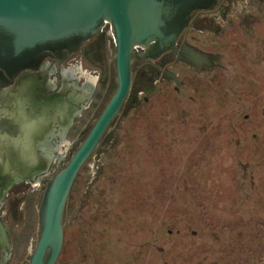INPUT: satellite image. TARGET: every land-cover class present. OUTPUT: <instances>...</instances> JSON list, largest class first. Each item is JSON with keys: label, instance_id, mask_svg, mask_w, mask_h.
I'll list each match as a JSON object with an SVG mask.
<instances>
[{"label": "rangeland", "instance_id": "1", "mask_svg": "<svg viewBox=\"0 0 264 264\" xmlns=\"http://www.w3.org/2000/svg\"><path fill=\"white\" fill-rule=\"evenodd\" d=\"M102 32L107 67L83 66L105 77V86L92 89L82 104L92 101L88 111L60 140L68 150L1 200L10 249L0 264H27L44 186L115 88L109 26ZM184 37L213 65L168 54L162 69L175 72L179 85L160 70L132 68L123 109L72 185L56 264H264V0H220L196 11ZM83 58L82 49L69 54L56 74Z\"/></svg>", "mask_w": 264, "mask_h": 264}, {"label": "water", "instance_id": "2", "mask_svg": "<svg viewBox=\"0 0 264 264\" xmlns=\"http://www.w3.org/2000/svg\"><path fill=\"white\" fill-rule=\"evenodd\" d=\"M220 0H0V90L24 70L36 71L46 58L63 62L108 25L115 88L68 161L47 180L37 206L38 237L27 264H56L64 243V215L74 180L123 109L133 84L135 61H155L169 53L177 60L210 69V57L179 43L196 11ZM162 74L182 81L165 68ZM45 111V110H44ZM56 112H54L55 114ZM2 171L0 174H7ZM27 174V173H25ZM2 177V176H1ZM2 192H0V198ZM0 260L10 249L0 217Z\"/></svg>", "mask_w": 264, "mask_h": 264}, {"label": "flooded vegetation", "instance_id": "3", "mask_svg": "<svg viewBox=\"0 0 264 264\" xmlns=\"http://www.w3.org/2000/svg\"><path fill=\"white\" fill-rule=\"evenodd\" d=\"M182 42L187 43L186 38L180 36L179 43ZM168 54L146 63L135 61L133 67H151L162 72V61ZM60 63L63 62L46 58L38 70L21 71L10 86L0 90V164L1 155L8 156L18 150L17 144L21 138H38L34 146L23 147L27 149L25 152L29 150L33 154L30 167H34V170H29L31 176L26 175L15 181L11 187L21 180H34L35 176L49 166L54 153L64 155L69 143L63 140L60 145V140L67 136L74 119L81 115L79 112L88 111L92 101L88 106L83 107L82 104L88 99L92 89L100 80L105 81V77L86 69L83 59L68 67V71H60L58 76L56 65ZM148 84L144 85L147 92L153 88ZM132 104L136 105L137 102Z\"/></svg>", "mask_w": 264, "mask_h": 264}, {"label": "bare ground", "instance_id": "4", "mask_svg": "<svg viewBox=\"0 0 264 264\" xmlns=\"http://www.w3.org/2000/svg\"><path fill=\"white\" fill-rule=\"evenodd\" d=\"M37 141V137L31 138L28 136H24L20 139V143L17 144V151L11 152L10 154H8V156L1 155L2 160L0 168L2 171L8 170L9 172L4 175H1L2 173L0 174V192H2L0 200L4 197L7 190L15 181L25 178L26 175L31 176V172H29V170H34V167H30L33 154H30L29 150L25 152V150L27 149L23 147H32L37 143ZM1 250L2 249H0V251Z\"/></svg>", "mask_w": 264, "mask_h": 264}, {"label": "trees", "instance_id": "5", "mask_svg": "<svg viewBox=\"0 0 264 264\" xmlns=\"http://www.w3.org/2000/svg\"><path fill=\"white\" fill-rule=\"evenodd\" d=\"M194 12L191 15V18L193 16ZM106 41L107 37L105 32H101L96 37L92 38V40L87 41L82 46V53H83V62L88 64L89 62H100L103 67H107V47H106ZM101 89L104 88L105 83L104 81L100 80ZM146 103V100L142 99L141 104ZM140 104V105H141ZM129 106H132L131 102L129 103ZM102 173V169L99 171ZM16 241V238H14ZM15 246L17 249L20 247V244L16 242Z\"/></svg>", "mask_w": 264, "mask_h": 264}]
</instances>
